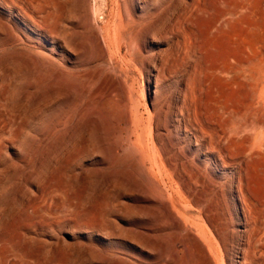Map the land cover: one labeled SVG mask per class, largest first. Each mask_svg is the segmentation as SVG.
Here are the masks:
<instances>
[{"label":"rangeland","instance_id":"rangeland-1","mask_svg":"<svg viewBox=\"0 0 264 264\" xmlns=\"http://www.w3.org/2000/svg\"><path fill=\"white\" fill-rule=\"evenodd\" d=\"M125 2L0 0V264H171L168 224L139 198L144 186L152 194L155 185L153 154L160 145L152 107L168 111L181 128L162 130L163 144L171 142L173 154L217 183L222 230L216 236L208 224L219 246L209 254L212 263L230 264L240 259L242 241L264 237V154L225 163L220 151L233 128L253 119L255 92L245 74L264 59V0H140L138 9ZM229 13L233 19L225 22ZM220 21L225 24L209 34ZM63 43L71 55L58 49ZM232 53L233 64L215 73ZM4 57L26 70L4 66ZM93 76L106 81L111 107L101 101L87 109L97 85L84 89ZM89 121L95 131L84 143L78 129ZM251 128L253 140L264 134L258 120ZM263 258L243 264H264Z\"/></svg>","mask_w":264,"mask_h":264},{"label":"bare ground","instance_id":"bare-ground-1","mask_svg":"<svg viewBox=\"0 0 264 264\" xmlns=\"http://www.w3.org/2000/svg\"><path fill=\"white\" fill-rule=\"evenodd\" d=\"M139 2H140V0H129L131 9H136V8L138 9ZM115 3L119 6V0H115ZM124 3H125V5H127V3L125 2V0H124ZM122 7H124V6H122ZM226 10H227V8H226ZM126 11L128 12V10H126ZM127 14H128V18L127 19L129 20L128 21V24H130V25L131 24H134L135 23L134 17L131 14L129 15V13H127ZM173 18H175V17H173ZM232 19H233V13H229L228 17H226L224 19V21L225 22L226 21L231 22ZM120 21H122V19H120ZM223 23L224 22H221L220 21L219 24L210 25L208 27L209 34L216 33L218 31V28L220 27V25H223ZM121 24H122V22H121ZM140 25H141V23H140ZM46 26L48 27V26H50V24H47ZM191 26H192V24H191ZM152 27H153V25H152ZM166 27H167V25H166ZM41 32H43V31H41ZM127 33H128V31H127ZM163 34L165 35V34H167V32L166 33L164 32ZM137 36H138V33H134V36L133 37L135 38V40H136V38H138ZM124 37H125V35H124ZM146 38L149 39L150 37L147 35ZM183 38H185V37H183ZM123 39H125V38H123ZM95 40H96V42H97V44L99 46L103 47V45H105V44H103L104 43L103 39H101L96 34H95ZM187 40L188 39H186V41ZM180 42H181V40H180ZM119 43H121L120 40H119ZM57 47L64 54L66 53L67 55H71V51H69L65 47V44L64 43H63V45L58 44ZM133 47L134 46L132 45V48ZM44 52H47V51H44ZM231 56L232 57H230V59L228 60V62H226V63L222 62V63L217 64L216 67H215V69H214V72L215 73H220V72L226 70L229 65H232L233 64V61H234V58H235V53L234 54L232 53ZM183 58H184V56H183ZM2 61H3L4 66H6V67L12 64V65H16L18 68H20V70H23V69L26 70L25 64L24 63H21V62H19L17 60H15L13 57H4V58H2ZM60 64L61 63H59L58 65H60ZM64 68H66V67H64ZM158 68H160V67H158ZM66 69L69 71V68H66ZM104 70H105V67H104ZM103 72H105V71H103ZM244 72H245V70H244ZM234 77H236V76H234ZM245 78L247 79V82H249L252 85V90L255 92L254 97L252 98V100L250 102V105H249L250 107H254V111H253L252 116H251L253 119H250L249 118L250 121L245 122L239 128H237V129H234L233 128L232 131L230 130L231 133L225 138V145L223 144V148L224 149L221 147L222 149L220 150L225 155V156H223V161L225 163H227L228 161H233L235 159H241L243 162H246V161L248 162L249 159H257L260 156L262 157V155L264 154V134L261 136L260 139H259V137H257L258 140H253V137H252L253 134H251V132H252V128L251 127H253V123H254L255 120H258L260 123H264V59H261L258 63H253V65L249 64L247 66V72L245 74ZM237 80H238V78H237ZM105 82L106 81L100 82V79L97 78V77L94 78V76L92 78H89L86 81V88L84 89L85 90L84 91L85 93L89 92V90L94 85H97V89L92 94H90V98H89L88 103H87V109H90L91 107H93V105L96 102H101V101H103V103H104V105L106 107L107 106L108 107H111V105H112V103H111L112 102L111 97L112 96H110V94H107V95L104 96V94H105V90L104 89H105V86H106ZM234 86H235V84H234ZM61 88H62V86H61ZM199 88H201V87H199ZM243 89L244 88H242V91H243ZM52 90L54 91L55 88H53ZM250 93H251V91H250ZM166 94H167V92H166ZM175 94H177V93H175ZM175 96L177 97V95H175ZM241 97H243V96H241ZM192 98L195 99V97H192ZM187 100H188V98H187ZM187 100H185V101H187ZM119 101H120V99H119ZM121 101H123L122 100V97H121ZM84 102H85V100H84ZM84 102H83V104H84ZM181 107H183V106H181ZM152 108H153L154 111H153V113L151 112L152 113L151 118L154 120V123H155L154 126H153V128L156 131L157 142H158V144L160 146H159V149L156 148V146H155V150H154L155 152L153 154V156H154L153 157V163H154L153 164V169H154V179H155V185H154V187H152V189H153L152 192L153 193L151 194V193L147 192L146 189L148 187L144 186L145 191L144 192H141V195L139 194L140 195V197H139L140 198V202L141 203H144V205L146 206V208L147 207H152V208L153 207H156V208H158L159 211L161 212L162 217L164 218V221L168 224V227L165 228V229H169V233H170V235H172V239H171V242H170V248H171L172 252L174 253V257H173V259L171 261V264H213L212 261L209 259V254L212 253V252H214V254H215V252L218 253L219 246H218V242H217V240L215 238H216V236H219V237L221 236L220 232L222 230V228H220V227L217 226L218 220L220 219L219 206H220V201H221L220 200V196L215 193V191H216L215 189L217 187V183H216V181L212 177L206 176L199 169L198 166L193 165L189 161L183 160L184 158L185 159L187 158L186 156H180V157L178 156L177 157L175 154H173V150H174L175 147H174V145L171 142H169L167 145H164L163 144V142H162V133H161L162 130H164L165 132H167L168 135H169V134H172L173 132L175 134L179 133V131L181 130V128H180V126L176 127V126H173L171 124V120H169V114L170 113L168 111H165L163 108H161V109H156L155 107H152ZM179 108H177V109H179ZM172 109H174V107ZM182 112H183V110H182ZM93 117H94V115H93ZM223 118H224V116H223ZM120 119L124 123H126V124L129 123V120H128V117L127 116L120 117ZM139 121H141V119ZM139 123H137L136 125H138ZM225 128H228V127H225ZM258 129H260V127ZM78 131H79L78 133H79L80 136H84L83 137V141H84V143H86L87 141L91 140V136H92L93 132L95 131V129L93 128V125L89 121V122H86L85 125H83L82 127H80L78 129ZM215 131H217V130H215ZM199 132H200V130H199ZM203 134H204V132H201V135H203ZM224 137H225V135H224ZM207 138H208V135H207ZM257 138H255V139H257ZM145 139H147V138H145ZM246 164H248V163H246ZM133 165H135V163H133ZM135 167H136V165H135ZM216 176H217V174H216ZM235 177H237V176H235ZM246 179H248V178H246ZM123 184L124 183L121 182L119 185L122 187ZM148 186H149V184H148ZM231 190L233 191V187L230 186V191ZM238 191H239L240 203L243 205L244 203L247 202V200L244 197L243 190L241 188H239ZM230 194L232 195V193H230ZM208 200L209 201H212L211 206H207L206 205ZM236 200H235V202H236ZM188 203H193L196 206V208L195 209H190L188 207ZM160 212L157 211V213H160ZM241 212H242L243 219H244V223H243V227L244 228H242L240 230V232L243 234V233H245V229H246L247 224H248L247 223L248 222V215L246 214L243 206H242V211ZM183 219H187V221H190L192 223V226L195 227V229L197 230V233L195 231L191 230V229H188L186 227V225L183 223V221H182ZM208 224L211 226V228H214L215 229V231H214V232H216V234H214V235H216L215 238L212 237V235L210 233V230L208 228ZM236 229H238V228H236ZM222 240L224 241L225 249L228 252V244L225 241V238H222ZM203 242H204V244H203ZM205 243L208 245L209 248H206L204 246ZM180 246H184L185 249H186V253L184 255H178V253H179L178 250H179V247ZM240 249H241V251L238 252V254H241L239 256L240 259H237V260L230 259V264H243V261H247L249 259H252V260L253 259L262 260V258H263L262 256H264V237H263V235H260L259 236L256 233L255 236H254V238H251L249 241H247V243L245 241H242V246H241ZM220 254H222V253H220Z\"/></svg>","mask_w":264,"mask_h":264}]
</instances>
